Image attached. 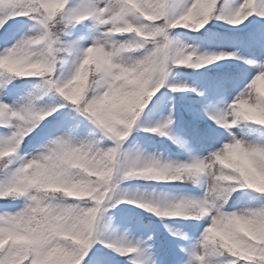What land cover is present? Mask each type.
Wrapping results in <instances>:
<instances>
[{
	"label": "snow or ice",
	"instance_id": "1",
	"mask_svg": "<svg viewBox=\"0 0 264 264\" xmlns=\"http://www.w3.org/2000/svg\"><path fill=\"white\" fill-rule=\"evenodd\" d=\"M0 264H264V0H0Z\"/></svg>",
	"mask_w": 264,
	"mask_h": 264
}]
</instances>
